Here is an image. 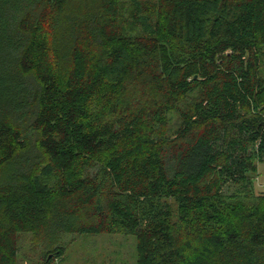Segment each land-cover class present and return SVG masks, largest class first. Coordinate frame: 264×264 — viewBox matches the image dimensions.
<instances>
[{"label": "trees", "instance_id": "trees-1", "mask_svg": "<svg viewBox=\"0 0 264 264\" xmlns=\"http://www.w3.org/2000/svg\"><path fill=\"white\" fill-rule=\"evenodd\" d=\"M259 164L264 0H0V264H264Z\"/></svg>", "mask_w": 264, "mask_h": 264}, {"label": "rangeland", "instance_id": "rangeland-1", "mask_svg": "<svg viewBox=\"0 0 264 264\" xmlns=\"http://www.w3.org/2000/svg\"><path fill=\"white\" fill-rule=\"evenodd\" d=\"M256 190L264 181V164L252 174ZM61 257H53V264H137V239L120 234H68L61 240ZM19 264H44L40 246L32 247L28 235H23L18 248Z\"/></svg>", "mask_w": 264, "mask_h": 264}, {"label": "built area", "instance_id": "built-area-1", "mask_svg": "<svg viewBox=\"0 0 264 264\" xmlns=\"http://www.w3.org/2000/svg\"><path fill=\"white\" fill-rule=\"evenodd\" d=\"M262 187L264 188V181L262 182Z\"/></svg>", "mask_w": 264, "mask_h": 264}]
</instances>
